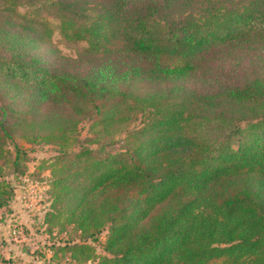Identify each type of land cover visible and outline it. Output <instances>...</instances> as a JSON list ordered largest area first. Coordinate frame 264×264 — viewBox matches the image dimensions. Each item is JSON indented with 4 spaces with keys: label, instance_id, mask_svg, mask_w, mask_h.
<instances>
[{
    "label": "trees",
    "instance_id": "obj_1",
    "mask_svg": "<svg viewBox=\"0 0 264 264\" xmlns=\"http://www.w3.org/2000/svg\"><path fill=\"white\" fill-rule=\"evenodd\" d=\"M85 118L141 121L71 151ZM16 134L60 148L44 222L81 234L71 262L264 264V0H0V208Z\"/></svg>",
    "mask_w": 264,
    "mask_h": 264
},
{
    "label": "rangeland",
    "instance_id": "obj_2",
    "mask_svg": "<svg viewBox=\"0 0 264 264\" xmlns=\"http://www.w3.org/2000/svg\"><path fill=\"white\" fill-rule=\"evenodd\" d=\"M52 41L65 56L75 57L85 47L84 43L65 41L58 33L53 36ZM47 57L52 58L50 54H47ZM139 119L116 129L110 138L100 132H92L91 120L85 118L79 126L78 142L70 150L77 151L83 145L97 149L102 143L106 145V151L116 152L120 150L126 130L139 126ZM95 137L101 139L98 144L87 142ZM111 139L116 141L114 145L107 144ZM16 147L21 151L17 168L13 166ZM7 148L11 153L3 162L4 178L11 188L12 195L6 206L0 208V264H75L68 259L69 254L59 248L66 243L79 242L81 234L72 226H58L49 232V227L44 222L52 202L49 192L50 164L60 152V148L42 142H27L19 134L14 135L8 142ZM12 226H17L22 231L16 239L9 234ZM105 239L106 232H103L95 242L98 253L103 254Z\"/></svg>",
    "mask_w": 264,
    "mask_h": 264
},
{
    "label": "built area",
    "instance_id": "obj_3",
    "mask_svg": "<svg viewBox=\"0 0 264 264\" xmlns=\"http://www.w3.org/2000/svg\"><path fill=\"white\" fill-rule=\"evenodd\" d=\"M21 230H20V228L19 227H11L10 228V231H9V234L14 238V239H16L20 234H21Z\"/></svg>",
    "mask_w": 264,
    "mask_h": 264
}]
</instances>
